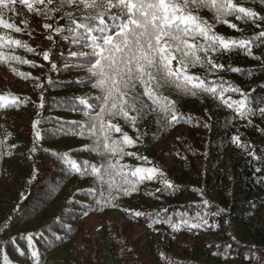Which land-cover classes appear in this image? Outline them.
I'll return each instance as SVG.
<instances>
[{"label": "trees", "instance_id": "obj_1", "mask_svg": "<svg viewBox=\"0 0 264 264\" xmlns=\"http://www.w3.org/2000/svg\"><path fill=\"white\" fill-rule=\"evenodd\" d=\"M234 2L264 16V0ZM197 15L226 38L252 39L264 30L259 20L257 28L228 16L242 30L236 31L217 23L207 9ZM0 19L26 28L15 33L0 26V35L35 50L15 48L16 56L31 63L11 62L29 74L27 79L0 63V96L6 98L0 101V264H34V248L42 264H264V117L257 112L242 118L207 96L181 97L171 88L160 89L178 101L184 120L164 127L157 123L158 113L150 112L137 122L139 131L123 120L115 122L136 140L126 151L149 161L125 157L121 163L154 166L173 187L158 173L138 184L137 191L115 194L114 206L101 208L85 194L97 187L94 178L72 171L63 160L67 154L78 163L98 161L95 153L83 150L91 141L72 134L87 120L80 98L94 104L99 95L87 83L89 73L78 66L83 59L70 56L87 49L62 38L72 26L67 18L56 20L54 27L65 29L59 34L42 26L51 20L19 3L12 11L0 9ZM49 50V60L43 59ZM252 53L236 48L216 54L215 62L225 67L208 79L222 77L225 87L247 93L250 107L259 109L264 107V45H254ZM229 95L242 98L239 92ZM11 96L19 98L16 106L7 105ZM197 214L208 223L193 228ZM185 219L188 224L181 223Z\"/></svg>", "mask_w": 264, "mask_h": 264}, {"label": "snow or ice", "instance_id": "obj_2", "mask_svg": "<svg viewBox=\"0 0 264 264\" xmlns=\"http://www.w3.org/2000/svg\"><path fill=\"white\" fill-rule=\"evenodd\" d=\"M18 3L36 16L51 20L52 23H43L42 26L57 34L65 29L54 27L56 20L67 18L72 26L66 29L69 35L62 38L70 39L81 49H87L70 51V56L83 59V64L78 66L89 73L87 83L97 89L99 95L93 98L94 104L80 98L87 120L79 122L80 127L72 134L91 141L83 150L95 153L98 161L78 163L67 154L63 160L72 171L94 178L97 187L87 190L85 194L92 196L101 208L114 206L115 194L128 195L137 191L138 184L157 178L158 173L168 188L173 187L164 178V173L154 166L132 167L121 163L125 157L149 161L147 157L126 151V148L136 144V140L123 132L121 125L115 122L123 120L139 131L137 122L150 112L158 113L157 123L164 127L184 120V114L177 109L178 101L163 95L160 89L171 88L181 97L207 96L233 109L242 118L254 116L257 112L264 117V107L251 108L247 93L230 84L225 87L226 82L222 77L211 81L208 79L225 67L215 62L216 54L239 48L252 56L254 45H264V30L252 39L226 38L217 34L212 24L197 15L199 10L207 9L213 13L217 23L226 24L236 31L242 30L231 23L228 16L234 15L237 20L252 22L260 28L257 20L264 23V16L237 5L234 0H0V9L12 11V6ZM21 23L27 25L26 20ZM0 26L15 33L26 31V28L22 29L12 22L5 23L2 19ZM18 47H24L28 52L35 51L21 40L0 35V63L9 64L10 67L11 62L31 63L14 54ZM4 49L9 51L5 52ZM49 54L50 50L44 51L43 59L49 60ZM65 67L70 65L66 64ZM196 67L203 69V74L190 73L189 69ZM229 70L240 71L230 66ZM11 71L25 79L29 75L18 72L14 67H11ZM230 92H239L242 98L233 100L230 95L226 98V93ZM5 99L0 96V101ZM18 102L19 98L15 96L6 100L8 106H16ZM38 123V120L34 121L33 127ZM36 135L39 136V132ZM233 140L240 144L239 136ZM261 163L264 164V160ZM255 171L260 172L261 168ZM83 214L87 215V212ZM195 219L198 222L191 224L193 228L208 223L205 216L199 214ZM181 223L188 224L189 220H182ZM27 239L31 242L33 237L28 236ZM31 256L34 264H42L35 248Z\"/></svg>", "mask_w": 264, "mask_h": 264}, {"label": "rangeland", "instance_id": "obj_3", "mask_svg": "<svg viewBox=\"0 0 264 264\" xmlns=\"http://www.w3.org/2000/svg\"><path fill=\"white\" fill-rule=\"evenodd\" d=\"M115 214H118V212H116Z\"/></svg>", "mask_w": 264, "mask_h": 264}]
</instances>
